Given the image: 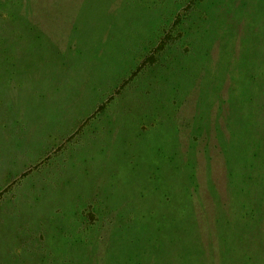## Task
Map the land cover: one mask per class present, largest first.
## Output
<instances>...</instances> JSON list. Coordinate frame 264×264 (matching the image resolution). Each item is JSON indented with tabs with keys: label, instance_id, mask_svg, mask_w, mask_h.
I'll return each instance as SVG.
<instances>
[{
	"label": "rangeland",
	"instance_id": "1",
	"mask_svg": "<svg viewBox=\"0 0 264 264\" xmlns=\"http://www.w3.org/2000/svg\"><path fill=\"white\" fill-rule=\"evenodd\" d=\"M0 264H264V0H0Z\"/></svg>",
	"mask_w": 264,
	"mask_h": 264
},
{
	"label": "trees",
	"instance_id": "2",
	"mask_svg": "<svg viewBox=\"0 0 264 264\" xmlns=\"http://www.w3.org/2000/svg\"><path fill=\"white\" fill-rule=\"evenodd\" d=\"M168 38H170L169 35L165 36V37L161 40V45H159L156 49H153V50L151 51V54L145 58V60L149 61V66H150V65H153L154 62L160 58V57L157 56V55H160L159 53H160L162 50L166 49V47L168 46V45H167ZM156 50H160V51H159V52H155ZM137 72H138V71H136L134 75H136ZM134 75H133V77H135ZM133 77H132V78H133ZM132 78H131V79H132ZM254 81H255V79H254ZM253 156H254V157H258V154L254 153ZM254 157H252V158H254ZM230 176L232 177V174H231ZM248 179L250 180V177H248ZM166 201H169V199H167ZM252 212H254V211H252ZM155 215H156V214L152 213V214H150V217L153 219V218L155 217ZM160 217H161L162 219H166L165 222L167 221V219H169V218H168L169 216H167V215H160ZM252 221H253V222H256V221H258V218H257V217L252 218ZM252 221H248V222L253 223ZM157 222H158V221H157ZM159 226L162 228V227L164 226V222H162ZM159 226H158L157 231H158V233L160 234L159 236H160V237H161V236L163 237V236H164L163 234L166 235V233H163V232H162L163 229H161ZM166 236H167V235H166ZM171 240H176V238H175V237H172ZM177 240L180 241L181 238H177Z\"/></svg>",
	"mask_w": 264,
	"mask_h": 264
}]
</instances>
